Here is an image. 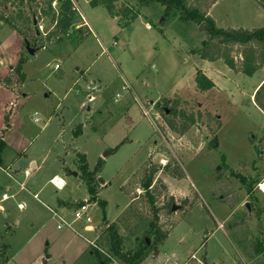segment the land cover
<instances>
[{
  "label": "rangeland",
  "instance_id": "1",
  "mask_svg": "<svg viewBox=\"0 0 264 264\" xmlns=\"http://www.w3.org/2000/svg\"><path fill=\"white\" fill-rule=\"evenodd\" d=\"M77 2L75 22L85 34L57 42L48 38L54 23L39 20L34 1L33 16L43 27L37 37L45 46L33 55L1 20L13 7L0 2V142L6 143L0 165L8 169L0 168V264H120L108 258L104 227L119 222V215L126 218L119 222L126 249L134 247L135 235H144L153 216L142 185L152 168L150 192L168 235L141 264H264L262 255L247 254L255 239L264 242V110L253 94L264 84V67L245 75L221 59L194 55L205 34L194 23L164 16L159 4L120 0L118 7L128 2L139 13L122 26L127 19L112 17L105 7ZM261 6L257 0H218L209 14L219 27L251 30L264 26ZM197 70L214 88L197 90ZM163 98L170 99L164 108L176 102L185 114L201 117L176 135L164 109L155 106ZM215 137L218 146L210 148ZM79 154L95 175L97 201H89ZM236 172L249 178L252 193ZM54 176L65 181L61 189L52 184ZM221 187L231 189L236 206L217 195ZM85 201L90 223L74 216ZM173 204L180 209H170ZM232 215L243 222L229 230Z\"/></svg>",
  "mask_w": 264,
  "mask_h": 264
},
{
  "label": "trees",
  "instance_id": "2",
  "mask_svg": "<svg viewBox=\"0 0 264 264\" xmlns=\"http://www.w3.org/2000/svg\"><path fill=\"white\" fill-rule=\"evenodd\" d=\"M18 1V2H17ZM35 0H0L1 3L5 4V8L13 7V10L9 12V16L1 17V20H5L6 24L12 26L21 36L25 39L26 44H31L34 48L41 49L45 45L40 42L39 37H37L36 32H32L31 25L34 20V7L33 3ZM126 1V0H124ZM139 6H148L150 4L156 3L164 7V16L175 15L179 20L187 23H194L198 25L199 29L205 34L206 38L202 43V46L195 49L194 55H197L201 59L207 61H216L221 59L230 69L241 72L245 75H253L255 72L264 67V26L254 29L245 28H223L219 27L216 21L209 14V9L218 0H135ZM264 7V0H257ZM120 0H90L92 6H103L107 9L109 14L114 18L127 19L123 23L119 22L122 26H128L134 19L139 15L138 12L134 10L133 6L127 4H121L120 7L117 3ZM18 3L17 5H15ZM24 3V6H21ZM16 11V13H13ZM33 13V14H32ZM31 14V15H30ZM43 17H49L54 23V28L48 34L49 40L56 38L57 42L62 41L63 37L73 39L74 33H79V36L84 35L83 27L76 28L77 24L75 22L76 12L72 9V3L70 0H59V9L56 13L50 6L42 10ZM20 20L22 23L19 26ZM3 22V21H2ZM28 36L32 37L31 42L27 41ZM239 48L240 58L237 60L234 54V49ZM195 84L199 92H207L214 88V82L206 76V74L197 70L195 73ZM254 99L258 107L264 110V84L258 88L254 94ZM170 103V99H160L155 103L157 109H164V121L169 129L176 135H183L191 126L197 123L198 118L201 116H196L194 113L190 115L185 114L183 111L178 109L176 102L172 103L170 110L164 108ZM199 114V113H198ZM177 119H185L187 123L178 125ZM81 127V126H80ZM3 146L6 143L1 140L0 142V154ZM218 139L215 137L210 141V148H217ZM82 162V178L88 186V191L90 194L89 201H97V186L95 185V175L90 172L85 163V157L79 154ZM164 166H167L164 165ZM227 171L229 167L224 166ZM147 170V169H146ZM148 171V170H147ZM157 169L152 168L148 171L146 175L145 182L143 183L142 190H145V197L150 206L152 212V220L149 222L148 229L144 230V235L141 237L135 235L134 237V247L126 249L124 246L125 238L119 232V222L126 221L124 217H120L119 222L106 223L105 229L107 234V239L109 241L110 247V257L116 259L122 264H141L150 254L154 252L157 253L158 246L166 239L168 233L162 230L159 221V206L157 205V200L155 195L150 192V188L155 185L154 175ZM234 172L232 171V174ZM145 174V173H144ZM220 174V173H219ZM221 175V174H220ZM234 176L239 177L240 180L245 185L248 193H252L253 186L244 175L236 172ZM164 189H166L165 184H163ZM231 189L224 190L221 187L217 195L224 199V202L228 203L229 207L233 208L237 205V199H229ZM171 202H174L173 196ZM172 205V204H171ZM170 205V209L172 208ZM104 207V203H101ZM183 209V208H181ZM124 218V219H123ZM243 220H240L237 216H231L226 222V227L229 230L235 229L238 224H241ZM140 227V226H137ZM154 238L150 243L147 242V238ZM253 252H248L251 257L255 255H262L264 258V242L261 239H255L252 242ZM251 250V251H252ZM107 257L105 260H109ZM120 263V264H121Z\"/></svg>",
  "mask_w": 264,
  "mask_h": 264
},
{
  "label": "built area",
  "instance_id": "3",
  "mask_svg": "<svg viewBox=\"0 0 264 264\" xmlns=\"http://www.w3.org/2000/svg\"><path fill=\"white\" fill-rule=\"evenodd\" d=\"M71 3H72V9L75 11V12H78L80 11V7L78 5V2L77 0H70ZM90 1V0H89ZM36 2H38V4H40L39 6V12H38V15L42 16V10L48 6H50L52 8V10H54L56 13H58V9H59V0H36ZM44 17L42 16L41 19H39L40 21L43 19ZM85 18V17H83ZM34 19H38V16H34ZM82 25H87V20L84 21L82 23ZM37 27H38V20H37ZM77 28L78 27H81V26H76ZM39 30L40 28L43 29L42 25H40L39 27ZM41 32V30H40ZM122 89L125 90L127 89V85H123L122 86ZM120 96L119 93L116 94V98H118ZM34 119V121L36 123H38L40 121V118L35 116V117H32ZM0 168L4 171V172H8V169L7 168H4L3 166L0 165ZM56 179H57V176L53 177L51 179V182L52 184L57 188V189H61L64 185H65V181L63 180L64 184L61 185V184H58L56 182ZM262 184L261 183L259 185L260 189L264 192V189L262 188ZM34 197L39 199V196L38 194H34ZM7 198V195H3V199H6ZM19 207H22V205L20 204ZM74 216H75V219L76 220H84L86 223H90L92 221L91 219V216H90V204L88 203V201H85L83 203H81L77 208L76 210L74 211ZM60 227V226H59ZM90 229V228H88ZM94 242H91V245H94L93 244ZM192 259L195 258V255H192L191 256Z\"/></svg>",
  "mask_w": 264,
  "mask_h": 264
},
{
  "label": "water",
  "instance_id": "4",
  "mask_svg": "<svg viewBox=\"0 0 264 264\" xmlns=\"http://www.w3.org/2000/svg\"><path fill=\"white\" fill-rule=\"evenodd\" d=\"M163 19H164V18H163ZM33 25H34L35 28H36L35 30H36V32H37V36H40V35H41V32H40L39 28H37V19H34V20H33ZM26 50L29 52L30 55L35 54V52L37 51V49L34 48V47H32V46H30L29 43L26 44ZM246 207H247V209H248L249 211L251 210V208H250V206H249L248 204H246ZM179 209H180V206H178V205H176V204H173V206H172V210H173V211H176V210H179ZM147 242L150 243V239H149V238H147ZM102 264H103V263H102Z\"/></svg>",
  "mask_w": 264,
  "mask_h": 264
},
{
  "label": "crops",
  "instance_id": "5",
  "mask_svg": "<svg viewBox=\"0 0 264 264\" xmlns=\"http://www.w3.org/2000/svg\"><path fill=\"white\" fill-rule=\"evenodd\" d=\"M257 2H258V1H257ZM258 3H259V2H258ZM261 7L264 9L263 6H261ZM210 79H211V78H210ZM211 80H212V79H211ZM212 81H213V80H212ZM258 88H259V87H257V89H258ZM257 89L253 92V94L257 91ZM163 161H164V160H163ZM164 165H165V164H164ZM54 177H55V176H54ZM57 177H58L59 179H61L60 182H63V179H62L61 177H59V176H57ZM160 177H161V176H160ZM157 179H158V178H157ZM63 184H64V182H63ZM165 185H166V184H165ZM167 187H168V186H167ZM170 195L173 196L172 193H170Z\"/></svg>",
  "mask_w": 264,
  "mask_h": 264
},
{
  "label": "bare ground",
  "instance_id": "6",
  "mask_svg": "<svg viewBox=\"0 0 264 264\" xmlns=\"http://www.w3.org/2000/svg\"><path fill=\"white\" fill-rule=\"evenodd\" d=\"M60 180H61V179H59V178L57 177L56 182H57L58 184L63 185V182H60ZM262 188L264 189V183L262 184Z\"/></svg>",
  "mask_w": 264,
  "mask_h": 264
},
{
  "label": "flooded vegetation",
  "instance_id": "7",
  "mask_svg": "<svg viewBox=\"0 0 264 264\" xmlns=\"http://www.w3.org/2000/svg\"><path fill=\"white\" fill-rule=\"evenodd\" d=\"M166 165V164H165Z\"/></svg>",
  "mask_w": 264,
  "mask_h": 264
}]
</instances>
